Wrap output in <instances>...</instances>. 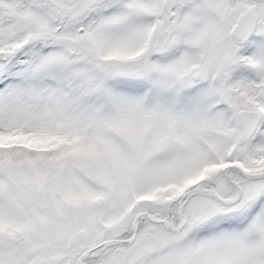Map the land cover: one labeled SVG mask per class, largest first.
<instances>
[{
  "label": "snow or ice",
  "instance_id": "obj_1",
  "mask_svg": "<svg viewBox=\"0 0 264 264\" xmlns=\"http://www.w3.org/2000/svg\"><path fill=\"white\" fill-rule=\"evenodd\" d=\"M0 264H264V0H0Z\"/></svg>",
  "mask_w": 264,
  "mask_h": 264
}]
</instances>
